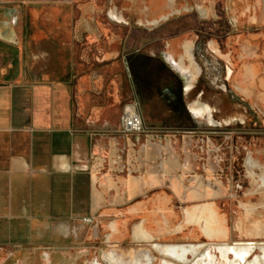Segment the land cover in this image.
<instances>
[{
    "label": "crops",
    "instance_id": "crops-1",
    "mask_svg": "<svg viewBox=\"0 0 264 264\" xmlns=\"http://www.w3.org/2000/svg\"><path fill=\"white\" fill-rule=\"evenodd\" d=\"M216 5L217 0H0V262L54 264L66 245L86 243L93 224L113 239L110 244L125 243L120 255L134 262L153 245L264 243V210L241 208L233 219L216 196L189 197L184 185L194 190L201 180L191 160L168 155L174 146L152 142L138 157L112 153L107 135L120 129L123 110L132 106L122 105L118 77L92 71L117 68L137 33L157 26L160 64L168 67L167 56L190 90L195 41L187 32L169 39L165 23L189 16L213 22ZM222 6L234 24L250 13L249 23L264 24V0H223ZM255 36L239 41L243 75L255 61ZM206 45L217 48L213 40ZM89 49L97 52L94 63ZM130 61L125 69L136 66ZM186 111L195 119L210 108L190 98ZM142 117L147 126L161 124ZM88 218L92 224L84 222ZM257 248L248 261L257 256L264 263Z\"/></svg>",
    "mask_w": 264,
    "mask_h": 264
},
{
    "label": "rangeland",
    "instance_id": "rangeland-1",
    "mask_svg": "<svg viewBox=\"0 0 264 264\" xmlns=\"http://www.w3.org/2000/svg\"><path fill=\"white\" fill-rule=\"evenodd\" d=\"M217 11L221 14L220 4ZM218 17H221L222 20L217 21L215 24L199 22L193 16L170 21L167 24L168 38H176L178 35V39H182L184 37L181 35L183 32L194 31L202 43L207 39L222 42L225 38H228L227 35L225 36V34H228V28L223 15L221 14ZM157 28V26L150 27L149 30L154 29L153 32L148 30L144 33L138 32L134 47L120 55L117 68L110 69L105 66L92 70L98 71V73L101 72V75L106 79L111 78V76L120 79V92L125 96L122 105L133 106L136 93L142 89V85L145 86L146 81L149 82V86H145L144 89L150 91L149 94L151 95L156 84L172 82V76L162 68L158 59L160 54L158 45L160 43L158 36H155ZM245 30L246 34L256 35L253 46H264V28H257L252 31L247 26ZM7 50L10 51L11 48ZM88 55L89 62L94 63L97 60L95 49H89ZM133 55H150L154 56V59L147 66L142 67V71L135 70L136 76H133V74L130 75V73H133L131 66L129 69L124 68V62L129 63ZM141 61L146 60L143 58ZM259 79L262 81L261 90L259 92L255 91V95L261 99L244 98L235 93L240 100L235 107L237 108L236 114L233 111L229 120L227 113L220 112L215 118L217 120H223V118L229 120L222 124H230V127H218L221 123L214 122V128H210L206 125V121H194L185 115L181 116L179 122L173 119H169L167 122L169 124L167 125L174 129L173 132L170 131L169 133L176 136L178 142L192 141V147L187 154L194 164V172L202 182L208 184V181H210L209 183L216 190H222V193L215 197L218 200V206L221 210H231L233 219L238 216L241 208H246L250 212H255L256 209L264 210V76L260 75ZM200 86L206 91L205 103L208 104L218 94V89L211 85L206 78H202ZM230 87L235 90L232 85ZM248 89H250V86ZM216 97L219 98V96ZM227 102H230V100L228 99ZM161 107L165 108L162 109ZM146 109L150 112L153 120L160 121L161 111L166 109V104L161 100H151L147 103ZM143 116H145L144 113ZM153 120L150 124L153 123ZM147 124L149 123L145 122L146 126ZM176 125L181 126V128H177ZM208 141L213 145L208 144ZM89 231L90 228L86 231V234H88L86 243L77 244L78 241L66 245L65 252L57 254L54 264H110L106 259L108 246L101 237L96 241L90 240ZM260 242H264V240ZM224 245L229 244L221 243L212 247ZM257 246H260V249L264 248V243L253 245L254 249ZM61 247H64V245L62 244ZM260 249L257 248L256 253H261ZM111 260L115 261V258L112 256ZM0 264H18V262L3 261ZM260 264L264 263L260 262Z\"/></svg>",
    "mask_w": 264,
    "mask_h": 264
},
{
    "label": "flooded vegetation",
    "instance_id": "flooded-vegetation-1",
    "mask_svg": "<svg viewBox=\"0 0 264 264\" xmlns=\"http://www.w3.org/2000/svg\"><path fill=\"white\" fill-rule=\"evenodd\" d=\"M222 1L223 0H217L216 18L210 23L215 24L217 21L222 20L221 17H218L222 14L228 28V34H225V36L227 35L228 38H225L222 42H219L215 39H207L204 43H202L198 39L196 32H187L192 34L191 36H193L195 41V45L191 52V57L195 63V85L187 91V89L183 86V79L179 74L174 72V63L166 56L168 67H166L164 64L161 66L164 70H166V72L169 73L170 76H172V82H160L159 84H156L154 89H152L154 90L152 95L149 94L150 91L144 89L145 86H149V82L146 81L144 83L145 86L142 85L143 87L139 83L142 89H138L139 91L135 95V101L137 102L136 105L140 110V113L142 115L144 113L148 117H151L150 112H148L146 109L148 102L151 100H161L166 104V109L161 111V124H158V127H147L144 122L143 132L132 137H127L126 135L122 134L120 129L112 135H107L109 148L111 147V152L116 153V156L121 155V153H124V151H130L138 157L144 151L142 148L143 146L147 144L149 145L152 142H161L162 144L166 143L167 145L174 146L173 151L168 150V155L171 157H179L182 155L184 159L190 160V157H188L187 153H189V150L192 147V141L185 140L182 141V143L178 142L176 140V136H173L172 133H169L170 131L173 132L174 130L168 126L169 124L167 122L169 119L179 122L181 116L184 115L194 121H200L204 118H207V121L210 123L208 127L214 128L213 124L216 122L221 123L218 127L226 128L230 127V124L222 123L230 120V114H232L233 111L236 114L237 108L235 107L240 101L239 97H237L235 93L244 98L261 99L257 98L255 91L259 92L261 90L262 81H260L261 79L259 78L260 75L264 76V46H255V61L251 63L247 73L243 75L245 71V65L242 61L243 47L241 46L240 42H243V40H246L247 38H251L250 36L252 34H246L245 32L247 26L253 31L257 28H264V24L254 25L249 23L251 13L245 14L242 20L238 21L237 24L232 23L225 14ZM219 4L221 5V14L217 11ZM179 19L180 18L173 20L169 19L165 24H168L170 21H177ZM176 38H178V35ZM208 40H213L217 44V48L211 51L206 45ZM136 56L137 55H133L132 61H130L131 64H136V66L131 69L133 73H130V75L133 74V76H136L135 70L142 71V67L144 68L154 59L147 58L145 59L146 61L140 62ZM240 76H243L241 82H239L237 79H240ZM202 78H206L211 85H214L218 89V94H216V96H219V98L215 96L213 100L210 99L211 102L208 104L205 103L206 91L200 86ZM231 85L235 88V90L230 87ZM249 86L250 89H248ZM190 98L197 99L208 106L210 108L209 115L200 116V114H197L198 116L195 119L191 118L186 111V101ZM228 99L230 102H227ZM189 108H191L194 112L198 110L194 107V105H192V107L189 105ZM220 112L227 113V118L229 120H225L224 118L223 120L215 119ZM163 114H165V116H163ZM177 125V128H181V126ZM208 144L211 146L213 145L209 141ZM177 145H183L185 146V149L177 150L175 148ZM126 147H128V149ZM198 182L197 188H195L196 190H191L190 185H184L187 187V191L190 194L189 197L191 199L194 197L196 198L197 196H205V198L210 199L222 193V190H216V188H214L212 184L209 183L210 181H208V184L202 181ZM90 224H92V222ZM89 228L90 240L96 241L99 237H101L104 243L108 246L109 250L106 259L110 264H189V262H191L190 264H202L201 259H204L203 264H260V259L257 256L254 257L253 260L248 261L255 250L251 245L235 243L233 245L212 247L215 244H207V242H201L200 244H188L185 246L171 245L158 247L153 245V247L146 248V251L150 250L149 253L144 252V254H142V258L134 262L131 259H128L127 256L120 255L121 252L128 249L125 243L120 245L110 244L113 239L106 238L102 231L103 228L97 224H93ZM167 248H175L176 253L172 255L167 254L165 252ZM179 249L186 250V253H178ZM261 250L264 252V248H261ZM205 254L210 255V259L204 258ZM178 255H180V257H178ZM112 256L115 258V261L111 260ZM262 261H264V257H262Z\"/></svg>",
    "mask_w": 264,
    "mask_h": 264
},
{
    "label": "built area",
    "instance_id": "built-area-1",
    "mask_svg": "<svg viewBox=\"0 0 264 264\" xmlns=\"http://www.w3.org/2000/svg\"><path fill=\"white\" fill-rule=\"evenodd\" d=\"M144 130V120L142 114L138 110L136 104L130 108H125L121 114L120 118V131L122 134L138 135ZM85 223L90 224L92 222L91 218L85 219Z\"/></svg>",
    "mask_w": 264,
    "mask_h": 264
},
{
    "label": "bare ground",
    "instance_id": "bare-ground-1",
    "mask_svg": "<svg viewBox=\"0 0 264 264\" xmlns=\"http://www.w3.org/2000/svg\"><path fill=\"white\" fill-rule=\"evenodd\" d=\"M165 252L167 253V254H169V255H172V254H175L176 253V249L175 248H167L166 250H165ZM178 253H181V254H185L186 253V250H183V249H179L178 250ZM177 256V255H176ZM178 257H180V255H178ZM210 255H208V254H205L204 255V258H206V259H210ZM201 262H202V264L204 263V259L202 260L201 259Z\"/></svg>",
    "mask_w": 264,
    "mask_h": 264
},
{
    "label": "water",
    "instance_id": "water-1",
    "mask_svg": "<svg viewBox=\"0 0 264 264\" xmlns=\"http://www.w3.org/2000/svg\"><path fill=\"white\" fill-rule=\"evenodd\" d=\"M10 17H11V15L8 17V19H7V21H6V23H7L8 25L11 24ZM185 169H186V167H185Z\"/></svg>",
    "mask_w": 264,
    "mask_h": 264
}]
</instances>
